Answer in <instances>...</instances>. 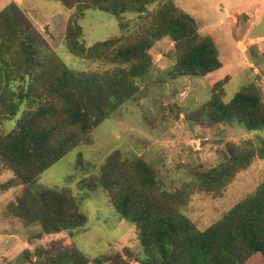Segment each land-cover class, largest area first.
Segmentation results:
<instances>
[{
  "label": "trees",
  "instance_id": "trees-1",
  "mask_svg": "<svg viewBox=\"0 0 264 264\" xmlns=\"http://www.w3.org/2000/svg\"><path fill=\"white\" fill-rule=\"evenodd\" d=\"M59 1L80 13L67 21L68 35L76 29L73 51H77L75 39L82 32L78 19L84 10L98 8L120 17L123 12L144 14L149 5L160 7L155 15L150 13L153 22L139 42L118 46L104 40L90 47V53L103 52L104 58L112 54L110 61L127 65L106 72L67 67L17 2L0 11V125L18 117L13 129L0 130V168L13 172L9 180L0 182V192L22 187L10 212L25 225H41L47 234L74 232L86 217L74 198L43 186L41 174L133 95L134 78L146 74L154 43L166 37L174 43L169 71L173 78L206 76L223 65L214 36L203 34L198 21L174 0ZM197 114L208 124L237 122L250 132L264 130V97L252 81L230 102H224V95L215 89ZM119 154L113 152L102 165L101 184L120 216L137 231L141 252L134 255L133 249L125 247V257L136 258L140 264H264V180L219 220L200 229L173 205L172 192L161 191L149 164L137 157L128 169L118 163ZM251 154L231 152L226 161L203 172L198 186L210 190L213 183L226 185ZM63 243L58 238L37 246L36 259L26 257L27 261L90 262L75 244ZM119 256L103 253V260L96 257L94 263L124 264L123 257L116 262Z\"/></svg>",
  "mask_w": 264,
  "mask_h": 264
},
{
  "label": "rangeland",
  "instance_id": "rangeland-1",
  "mask_svg": "<svg viewBox=\"0 0 264 264\" xmlns=\"http://www.w3.org/2000/svg\"><path fill=\"white\" fill-rule=\"evenodd\" d=\"M11 1L0 0V11ZM14 1L67 67L87 72H106L116 65L127 67L110 61L112 54L104 58L103 52L90 53V47L104 40L118 46L139 42L153 22L150 13L155 15L160 7L153 4L144 14L123 12L120 17L98 8L84 10L78 19L82 32L75 39L77 51H73L76 29L68 35L67 21L70 16L80 15L76 7L67 9L59 0ZM174 1L191 13L203 34L214 36L222 67L206 76L173 78L169 71L174 43L168 37L154 43L146 74L134 78L133 95L41 174L43 186L74 198L79 212L86 217L85 223L74 232L42 233L41 225H25L10 214L23 193L22 187L0 192V234H20L22 241L29 242L27 248L32 249L18 250L0 242V264H41L33 260L34 247L58 238L75 244L90 259L88 264H95L96 257L102 256L103 260V253H119L116 262L123 257L124 264H140L136 258L124 256L125 247L133 249L134 255L141 252L135 225L120 216L101 184L102 165L113 152H120L117 161L125 168L131 169L137 157L149 164L161 191L172 192L173 205L200 229L219 220L264 180V130L250 132L237 122L208 124L197 114L215 89L224 95V102H230L244 84L252 81L264 97V0ZM222 78V84L216 86ZM17 119L4 122L0 130L13 129ZM240 150L253 154L226 185L213 183L210 190L198 186L204 171ZM12 176L11 170L0 168V182Z\"/></svg>",
  "mask_w": 264,
  "mask_h": 264
},
{
  "label": "crops",
  "instance_id": "crops-1",
  "mask_svg": "<svg viewBox=\"0 0 264 264\" xmlns=\"http://www.w3.org/2000/svg\"><path fill=\"white\" fill-rule=\"evenodd\" d=\"M14 1V0H13ZM210 34V33H209ZM10 213V212H9ZM11 215H13L14 216V214H12V213H10ZM16 219H18L16 216H14ZM24 224V223H23ZM25 227L23 226V229H24ZM20 234H18V236L17 235H11V234H9L8 233V235H4L3 233L2 234H0V242H3V243H6V245L10 248V245H14L15 247H16V249H18V250H22V249H24V247H25V249H29V248H27V246H29V242L27 241H22L21 240V238H20V236H19ZM10 236H13V237H10ZM10 238H12V239H10ZM37 247V246H36ZM35 248V247H34ZM29 250H32V249H29Z\"/></svg>",
  "mask_w": 264,
  "mask_h": 264
}]
</instances>
